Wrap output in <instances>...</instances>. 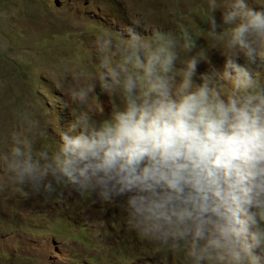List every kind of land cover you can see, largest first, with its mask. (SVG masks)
Wrapping results in <instances>:
<instances>
[{"label":"clouds","instance_id":"obj_1","mask_svg":"<svg viewBox=\"0 0 264 264\" xmlns=\"http://www.w3.org/2000/svg\"><path fill=\"white\" fill-rule=\"evenodd\" d=\"M209 7L202 32L225 62L198 84L206 51L189 55L197 45L186 28L178 38L128 25L98 38L97 71L69 87L76 108L59 126L56 149L36 152L30 135H14L0 153L18 194L51 198L70 186L119 200L133 230L182 253L185 264H264V11L224 0L231 27L218 32L216 0ZM102 96L111 108L97 119ZM27 201L12 202L7 219L22 216L16 207Z\"/></svg>","mask_w":264,"mask_h":264},{"label":"rangeland","instance_id":"obj_2","mask_svg":"<svg viewBox=\"0 0 264 264\" xmlns=\"http://www.w3.org/2000/svg\"><path fill=\"white\" fill-rule=\"evenodd\" d=\"M216 2L212 15L219 32L231 25L223 24L224 0ZM247 3L264 11V0ZM210 11L209 0H0V153L10 150L14 135H30L36 152L56 149L59 126L68 125L76 108L69 87L88 82L85 70L97 71V39L124 26L145 34L171 31L178 38L186 28L197 45L189 55L204 49L207 56L194 82L212 69L222 71L218 43L202 32L209 28ZM239 63H245L243 57ZM101 100L105 115L97 109V119L107 118L111 108L107 97ZM19 187L0 164L4 218L11 216ZM54 198H30L27 206L16 207L22 216L9 219L8 226L30 232L14 233L0 220V264H185L182 253L133 230L119 200L104 202L70 186H58Z\"/></svg>","mask_w":264,"mask_h":264},{"label":"trees","instance_id":"obj_3","mask_svg":"<svg viewBox=\"0 0 264 264\" xmlns=\"http://www.w3.org/2000/svg\"><path fill=\"white\" fill-rule=\"evenodd\" d=\"M19 196H21V198ZM43 197H45V196L44 195H32L30 198H32V199H39L40 201H42ZM54 197L55 196L51 197V199H54L55 200ZM30 198H25L23 194H18V195H16V196L13 197V203H14V205H16L20 201V199L29 200ZM0 220H4L6 222V226L5 227L2 226L3 228L8 227V219L7 218L0 217Z\"/></svg>","mask_w":264,"mask_h":264}]
</instances>
